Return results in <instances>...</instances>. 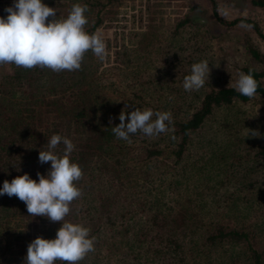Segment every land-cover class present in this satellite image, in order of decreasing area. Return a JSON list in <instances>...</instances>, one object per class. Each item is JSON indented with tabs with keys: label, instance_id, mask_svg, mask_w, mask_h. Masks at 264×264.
<instances>
[{
	"label": "rangeland",
	"instance_id": "374dc122",
	"mask_svg": "<svg viewBox=\"0 0 264 264\" xmlns=\"http://www.w3.org/2000/svg\"><path fill=\"white\" fill-rule=\"evenodd\" d=\"M82 1L43 0L49 7L56 8L58 18L66 17L71 5ZM100 1L106 4L99 11L101 21L94 32L99 30L106 42L105 60L101 62L91 51L86 53L87 67L79 85L73 91L62 84L52 96L54 99L70 93L78 96L87 123L86 127L69 133L75 148L103 150L110 142L116 150L115 145L119 144L125 162L119 164L118 169L122 171L126 163L131 168L130 173L139 167L135 161L143 157L141 147L162 149L164 153L153 162L147 161L145 169L148 168L151 177L155 172L167 176L162 186H168L170 178L179 180L177 185L167 187L170 191L166 201L177 203L174 210L180 215L197 210L196 206L205 202L211 203L213 210L218 208L217 214H224L223 204L231 203L243 207L244 215H254L256 221L264 223V164L254 156L264 136L262 98L256 94L246 102L235 100L230 105L214 107L200 127L190 133L180 161L174 155L180 135L173 125L188 119L208 92L235 87L245 67L263 71L264 86V10L252 5L250 0ZM13 2L0 0V17L6 18L5 8ZM96 9H90L86 16L91 17ZM250 46L263 55L261 61L252 58ZM202 60L209 62L210 80L198 91H185L184 77L191 74L194 63ZM2 69L0 66V73ZM3 101L6 104L5 99ZM137 107L154 112L170 111L173 123L169 131L154 137L137 132L130 134L131 143H121L112 128L119 125L123 110L130 114ZM252 131L258 132L257 136H253ZM82 171H85L82 177L85 181L78 184L84 186L82 196L72 202L66 218L90 231L93 226H100L103 240L113 233L117 235L122 230L109 226L103 218V210L111 204L109 189L101 194L97 188L99 181L95 183L86 169ZM121 176H125L123 172ZM101 197H107L103 207H99ZM121 203L126 204L121 201L119 205ZM112 215V218L118 216ZM60 227V222L30 216L26 204L17 197L0 196V258L4 262L25 264L29 244L37 237L56 238ZM121 249H125L124 245ZM99 251L95 253L105 262L103 255L110 248L102 247ZM93 255L88 254L79 263L90 264ZM124 264L133 262L129 260Z\"/></svg>",
	"mask_w": 264,
	"mask_h": 264
},
{
	"label": "trees",
	"instance_id": "16d2710c",
	"mask_svg": "<svg viewBox=\"0 0 264 264\" xmlns=\"http://www.w3.org/2000/svg\"><path fill=\"white\" fill-rule=\"evenodd\" d=\"M250 1L252 5L264 10V0ZM80 4L87 5L89 11L97 7L93 15L87 17L91 21L85 27L91 34L101 21L99 11L106 2L83 0ZM249 52L253 59L262 60L263 55L256 48L250 46ZM86 67L85 59L81 69L74 72L56 73L39 67L24 69L14 64L3 66V73H0V188L5 180L11 182L24 174H29L38 182L37 173L47 175L51 170V162H39V153L47 150L48 139L54 134L71 139L70 132L86 127V116L76 93L59 99L52 97L62 84L74 91L84 78ZM250 69L258 82L256 94L264 103L261 80L263 71L250 66L243 71L247 74ZM248 99L237 92L235 87H224L205 94L200 107L188 119L173 123L180 135L178 149L174 151L177 160H181L190 133L200 127L214 107L230 105L235 100L246 102ZM115 146L116 150L107 142L103 150L82 151L75 148L71 154L72 162L86 169L95 183L99 181L97 188L101 194L109 189L108 201L111 200V204L106 209L102 208L105 212L103 218L109 226H117L122 230L103 240L100 238L104 234L101 227L93 226L90 236L96 237L95 251L89 254L95 255L90 264H103V259H99L100 254L95 253L102 247L110 248L103 255L104 264H124L129 260L133 264H264V223L256 221L254 215H244L243 207L231 203H224L221 208L224 214H217L218 208L213 210L208 202L196 206L197 210L188 213L184 211L186 214L180 215L174 210L177 203L173 205L166 201L170 191L167 187L177 185L179 180L170 178L166 184L168 186H162L167 176L155 172L151 177L148 168L145 169V163L155 161L157 156L164 153L163 150L141 147L140 155L143 157L135 161L139 167L133 168L134 171L130 173L131 168L126 163L125 168L119 171V164L125 161H122V147L119 144ZM64 147L61 143L56 152L62 155ZM254 156L259 157L258 161L264 164V136ZM122 172L124 177L121 176ZM207 180L210 181L211 177L208 176ZM81 181L84 182V178ZM77 186L80 189L84 187ZM106 199L101 197L99 207L104 206ZM121 201L126 204L119 205ZM99 207L93 208L97 211ZM117 210L121 213H117ZM150 211V216L144 215ZM112 214L118 216L112 218ZM65 219L73 223L70 218ZM90 220L92 222L93 217ZM123 245L125 249H121ZM109 256L114 258L109 259ZM0 264L9 263L0 258ZM56 264L62 262L57 261Z\"/></svg>",
	"mask_w": 264,
	"mask_h": 264
},
{
	"label": "clouds",
	"instance_id": "9594fccd",
	"mask_svg": "<svg viewBox=\"0 0 264 264\" xmlns=\"http://www.w3.org/2000/svg\"><path fill=\"white\" fill-rule=\"evenodd\" d=\"M88 11L87 5L77 3L66 17L58 18L56 8L49 7L43 0H14L12 6L5 8L6 18L0 17V66L14 64L24 69L39 67L56 73L74 72L81 69L89 51L103 62L107 45L99 30L91 34L86 31ZM210 74L207 60L194 63L191 74L184 77V90L198 91L210 80ZM235 89L242 96H256L258 82L251 69L247 74L240 73ZM119 120V125L112 131L118 139L128 143L132 142L130 134L140 132L147 137L159 136L168 132L173 123L170 111L154 112L140 107L130 114L123 110ZM257 133L252 131L253 136ZM61 143L65 146L62 155L56 152ZM74 149L71 139L52 135L47 141V150L39 153L41 164L51 162L47 175L37 173V182L29 174H24L11 182L5 180L0 188V196L7 194L24 202L30 216L46 217L61 223L56 238L37 237L29 244L25 264H56L57 261L79 264L95 251L96 237L90 236V229L65 219L72 202L82 196L77 185L83 171L78 163L71 160Z\"/></svg>",
	"mask_w": 264,
	"mask_h": 264
}]
</instances>
